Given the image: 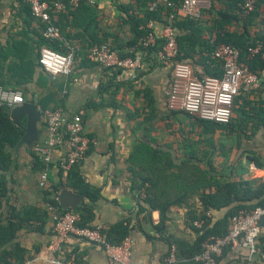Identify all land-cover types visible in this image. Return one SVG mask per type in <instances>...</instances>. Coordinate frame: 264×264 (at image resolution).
<instances>
[{
  "label": "crops",
  "instance_id": "0c3cea01",
  "mask_svg": "<svg viewBox=\"0 0 264 264\" xmlns=\"http://www.w3.org/2000/svg\"><path fill=\"white\" fill-rule=\"evenodd\" d=\"M233 1L212 0V10L207 13L204 10L201 26L208 30L218 20L217 11L229 13L231 10L239 15V23L237 20L230 29L240 32L243 14L233 8ZM129 2L131 0H86L85 6L80 4L70 12L58 13L54 20L61 30L64 47L67 50L68 45L74 46L79 53L71 75L55 80L37 66L35 78L20 86L19 90L26 101L37 102L42 112L43 108L56 107L62 108L69 117L81 116L84 133L91 143L79 166L80 173L82 179L100 190L104 198L95 208L94 225L111 228L130 221L132 233L126 238L131 251L130 264H149L164 257L168 251V239L180 240L187 246L196 242L204 230L197 228L194 222L205 221L195 217L204 211V205L196 195L180 207L172 208L165 235H158L155 225L159 221V213L150 211L149 206L143 204L142 181L129 165L128 160L135 147L146 142L171 150L178 163L185 160L204 163L213 158L215 164L223 169L233 164L236 178L254 182L256 186L264 181V168H257L250 159L253 154L264 158V77L260 78V86L253 93H243L238 98L229 129H225L226 126L216 130L206 128L195 116L170 109L171 68L159 63L153 67L145 65V71L125 73L121 70L113 76L110 69L86 58L93 44L106 43L117 51L114 42L124 44L131 37L130 24L125 22L127 14L117 7L119 4L126 6ZM30 7L26 0H0V74L6 78L12 76L22 62H26L22 67H28L31 60L38 62L41 49L46 47L39 43L41 23L29 14ZM260 11L264 16V1ZM150 21L157 24L149 19L146 27ZM263 28L259 17L251 28V34L255 35ZM15 86L18 85L12 80L6 89L13 90ZM43 99L44 103H41ZM45 123L43 118L41 139L48 136ZM24 147L17 155L16 189L25 201L40 204L42 200L35 189H39V176L32 173V150L26 148L24 152ZM32 179L36 183L32 184ZM225 211L227 209L207 211L212 219L211 226L222 219ZM54 223L51 213L43 233L22 236L30 252L25 264H55L57 258L65 264H111L102 248L75 236L67 237L59 252H53L56 241ZM260 237L264 238V228ZM60 252L62 254L58 256ZM245 253V250L229 252L220 264H234ZM255 264H264V258L258 256Z\"/></svg>",
  "mask_w": 264,
  "mask_h": 264
},
{
  "label": "trees",
  "instance_id": "16d2710c",
  "mask_svg": "<svg viewBox=\"0 0 264 264\" xmlns=\"http://www.w3.org/2000/svg\"><path fill=\"white\" fill-rule=\"evenodd\" d=\"M46 1L53 3L59 0ZM62 1L66 2L67 0ZM85 1H81L82 6L86 5ZM172 1V5L159 3L152 10L148 9L150 0H131L126 6L117 5L127 14L125 22L130 24L131 33V37L124 44L114 42V47L120 56L141 55L148 67L159 64L156 53L164 44L165 38L160 36L156 44L148 46L140 43V39L150 31V28L146 27L147 20L152 19L157 23L155 31L159 33L162 28L172 23L179 44L176 60L192 64L198 78L221 77L223 75L220 64L211 58L212 53L222 44L239 49L243 61L249 69L260 78L264 77V46L261 52L253 57L249 53V48L255 47L258 41L264 43V28L255 35L251 34V28L257 18H262L264 24V16H261L260 11L264 0H256L255 9L252 11L243 9L247 0L233 1V8H237L243 14L240 32L230 29L231 24L237 20L239 23V15L233 14L231 10H228L229 13L217 11L218 20H215V24L207 30L201 26V20L205 13L212 10V7L206 8L200 18L193 19L179 14L180 1ZM31 10L30 7V15L32 14ZM57 15L58 13L54 14L55 20ZM40 27L42 29L44 25L41 24ZM39 43L61 53L67 52L62 41L48 40L43 34H40ZM39 58L38 62L31 60L28 67H22V64H26V62H22L20 67L14 69L13 75L8 78L0 74V86L6 88L13 80L14 84L18 85L13 90L20 91V86L28 84L37 75L36 67L40 66ZM110 70L114 73L113 76L121 71V69L114 68ZM253 91L246 93H253ZM241 97L242 95L239 98ZM44 100L41 103H44ZM43 107H45L44 104ZM47 109L43 108V112ZM11 110L8 106H0V264H25L30 257V252L24 245L22 236L43 233L51 214L50 208L56 209L60 214L68 212L60 207L56 198L58 193L67 188L74 194L85 198L86 201L77 210L70 212L79 214L81 216L79 227L87 229L96 228L94 225L96 221L95 208L104 198L100 190L92 188L82 179L79 169L82 162L73 166L65 174L60 164L47 163L33 149H31L32 173L39 176L40 179V175L47 172L49 181L45 187H41L38 181L39 197L42 200L40 204L27 202L18 195L16 193L18 183L16 173L19 170V163L16 146L25 135L26 126L24 122L20 125L14 123L10 116ZM196 119L201 125L212 130L223 128V126H226L225 129H229L231 124L221 125L197 117ZM262 121L264 126V119ZM239 132L245 133L244 130ZM128 161L134 175L142 181L143 204L149 206L150 211L159 213V221L155 225L158 235H165L172 208L180 207L188 198L196 195L204 205V211L195 217L205 221L204 232L202 235L199 234L195 243L187 246L180 240L168 239V250L172 243L176 246V254L179 259L175 264H200L194 259V256L201 251L202 241L206 237L226 235L229 231L230 218L239 210L264 207V181L255 186L254 182L236 178V169L233 164H228L223 169L215 164L213 158L204 163L192 160L178 163V158L171 150L154 147L146 142L135 147ZM250 161L257 168H264V158L261 155L253 154ZM54 170H56L55 175L53 174ZM215 209H227V211L220 221L211 226L212 219L207 211ZM131 224L130 221L122 222L107 228L102 234L110 244L120 245L132 233ZM258 246L263 252L264 238L259 237ZM230 251L229 248L225 249L222 258L227 257ZM61 254L60 252L58 256ZM226 264H232V262ZM234 264H242L241 259Z\"/></svg>",
  "mask_w": 264,
  "mask_h": 264
},
{
  "label": "built area",
  "instance_id": "2783aa9c",
  "mask_svg": "<svg viewBox=\"0 0 264 264\" xmlns=\"http://www.w3.org/2000/svg\"><path fill=\"white\" fill-rule=\"evenodd\" d=\"M82 0L55 1L26 0L31 6L33 17L44 25L43 36L48 40L62 41V33L54 20L55 13H67L79 7ZM179 13L198 19L204 10L211 5L212 0H179ZM172 4L171 0H150L149 9L157 7L159 3ZM256 0H247L243 9H255ZM150 31L140 39V43L148 46L156 44L159 37L165 38L162 47L157 51L158 62L172 70V81L168 90L169 107L172 110L184 111L199 119L228 125L233 120L237 99L247 91L256 90L260 86V77L252 72L243 61L239 49L230 45H220L211 58L220 64L223 71L221 77L205 76L198 78L194 68L188 62L176 60L179 44L175 29L171 24L165 26L161 32L155 31L153 21L147 23ZM264 43L257 42L255 47L249 48L251 57L259 54ZM78 50L74 46H67V52L61 53L49 47L41 49L39 65L50 74L53 79L61 76L69 77L72 73ZM91 63L100 64L106 69H121L123 72L136 73L144 70L145 62L141 55L122 57L106 43H96L86 54ZM25 96L21 91L6 89L0 86V106L11 109L25 103ZM43 113L48 128V136L40 139L33 150L44 158L47 163L56 162L67 174L73 166L80 164L87 156L91 140L85 135L83 121L80 115L67 116L62 108L47 109ZM49 175H40L39 183L45 187ZM54 215V234L56 241L53 252L58 253L63 242L69 236H75L96 247L102 248L111 264H130L131 251L127 239L120 245H113L107 241L103 231L105 226L95 229L79 227L81 216L74 212L60 214L50 208ZM204 222H194L197 228L204 230ZM264 228V207L241 209L230 218L229 231L226 235H210L201 244V251L194 256L200 264H220L225 249L231 251L245 250L240 259L242 264H255L258 256L264 258L258 246V239ZM203 234V231L201 232ZM175 245H171L168 252L160 261L149 264H175L178 262ZM55 264H65L57 258Z\"/></svg>",
  "mask_w": 264,
  "mask_h": 264
},
{
  "label": "water",
  "instance_id": "95a60500",
  "mask_svg": "<svg viewBox=\"0 0 264 264\" xmlns=\"http://www.w3.org/2000/svg\"><path fill=\"white\" fill-rule=\"evenodd\" d=\"M10 116L15 124L20 125L24 122L26 126V133L16 146V154L18 155L24 146L33 149L34 145L41 139L40 125L43 122V113L39 104L27 100L24 104L13 108ZM56 198L60 207L66 211L77 210L85 201V198L73 194L67 188L58 193Z\"/></svg>",
  "mask_w": 264,
  "mask_h": 264
},
{
  "label": "rangeland",
  "instance_id": "374dc122",
  "mask_svg": "<svg viewBox=\"0 0 264 264\" xmlns=\"http://www.w3.org/2000/svg\"><path fill=\"white\" fill-rule=\"evenodd\" d=\"M27 151V149H26V147H24V152H26ZM34 183H36V180L34 181V179H32V184H34ZM37 183H38V179H37ZM40 188V187H39ZM36 189V191H38L37 190V188H35ZM16 193L18 194V191L16 190ZM24 196V195H23ZM22 197V196H21Z\"/></svg>",
  "mask_w": 264,
  "mask_h": 264
}]
</instances>
